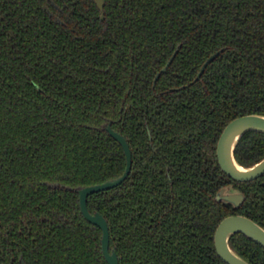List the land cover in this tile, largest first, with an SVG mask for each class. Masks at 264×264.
<instances>
[{
    "label": "trees",
    "instance_id": "16d2710c",
    "mask_svg": "<svg viewBox=\"0 0 264 264\" xmlns=\"http://www.w3.org/2000/svg\"><path fill=\"white\" fill-rule=\"evenodd\" d=\"M104 12L95 0H0V264H108L76 190L126 168L108 123L132 171L88 208L107 219L119 264H226L223 218L264 227V176L236 183L216 155L229 122L264 115V0H105ZM235 155L258 162L264 134L243 135ZM228 183L246 194L239 210L214 199ZM230 246L264 264L243 234Z\"/></svg>",
    "mask_w": 264,
    "mask_h": 264
},
{
    "label": "water",
    "instance_id": "95a60500",
    "mask_svg": "<svg viewBox=\"0 0 264 264\" xmlns=\"http://www.w3.org/2000/svg\"><path fill=\"white\" fill-rule=\"evenodd\" d=\"M95 3L100 10L101 18L104 19L105 0H95ZM180 45L171 55L166 66L159 71L154 79V85L173 62L176 54L180 49ZM224 49L217 50L211 54L200 68V71L195 81L200 80L206 67L213 62ZM106 132L118 141L126 156V168L123 174L117 178L107 180L100 184L80 187L77 190L79 194V204L83 216L92 224L97 225L101 231V247L103 255L108 264H119V258L115 250L110 249V229L107 219L100 212L91 213L88 208L89 195L106 191L122 184L128 177L132 167V152L126 138L118 131L112 128L111 123L104 126ZM249 131H258L264 133V115L262 114H247L235 118L224 128L217 146V155L221 168L231 178L237 181H250L264 174V158L251 166H243L235 157V149L240 138ZM217 200L223 201L238 208L244 202V194L238 191L233 186L228 185L223 187L217 194ZM242 233L249 239L260 244L264 248V227L256 223L254 220L244 215H230L224 218L216 228L214 241L218 255L226 264H251L242 256H240L231 246L230 238L236 234ZM25 264L24 260H21Z\"/></svg>",
    "mask_w": 264,
    "mask_h": 264
},
{
    "label": "flooded vegetation",
    "instance_id": "af4514ba",
    "mask_svg": "<svg viewBox=\"0 0 264 264\" xmlns=\"http://www.w3.org/2000/svg\"><path fill=\"white\" fill-rule=\"evenodd\" d=\"M174 52H175V51H174ZM176 55H177V54H176ZM175 57H176V56H175ZM168 61H169V60H168ZM211 63H212V62H211ZM211 63H210V64H211ZM166 64H167V63H166ZM171 64H172V63H171ZM202 65H203V64H202ZM165 66H166V65H165ZM165 66H164V67H165ZM164 67H163V68H164ZM169 67H170V66H169ZM169 67H168V68H169ZM207 67H208V66H207ZM207 67H206V68H207ZM161 70H162V69H161ZM161 70H160V71H161ZM205 70H206V69H205ZM166 71H167V70H166ZM166 71H165V72H166ZM204 72H205V71H204ZM162 74H163V73H162ZM162 74H161V75H162ZM197 75H198V74H197ZM202 75H203V74H202ZM196 77H197V76H196ZM201 77H202V76H201ZM159 78H160V77H159ZM195 79H196V78H195ZM200 80H201V78H200ZM200 80H198V81H200ZM157 81H158V80H157ZM194 82H196V81L194 80ZM156 83H157V82H156ZM153 86H155L154 83H153ZM184 87H186V86H183L182 88H184ZM254 114H257V113H254ZM246 115H247V114H246ZM262 115H263V114H262ZM233 120H234V119H233ZM229 123H230V122H229ZM226 126H227V125H226ZM226 126H225V127H226ZM223 130H224V129H223ZM222 132H223V131H222ZM249 132H258V131H249ZM247 133H248V132H247ZM258 133H262V132H258ZM221 134H222V133H221ZM221 134H220V136H221ZM245 134H246V133H245ZM245 134H244V135H245ZM263 134H264V133H263ZM220 136H219V138H220ZM241 138H242V137H241ZM241 138H240V139H241ZM126 140H127V139H126ZM218 141H219V139H218ZM239 141H240V140H239ZM238 143H239V142H238ZM129 145H130V144H129ZM217 146H218V142H217ZM237 146H238V144H237ZM237 146H236V148H237ZM130 148H131V147H130ZM131 152H132V150H131ZM235 152H236V149H235ZM124 153H125V152H124ZM216 155H217V147H216ZM125 157H126V156H125ZM235 157H236V155H235ZM263 158H264V157H263ZM263 158H262V159H263ZM236 159H237V158H236ZM262 159H260V160H262ZM217 160H218V155H217ZM260 160H259V161H260ZM259 161H258V162H259ZM238 162H239V161H238ZM256 163H257V162H256ZM218 164H219V160H218ZM254 164H255V163H254ZM254 164H253V165H254ZM132 166H133V153H132ZM219 166H220V164H219ZM243 166H244V165H243ZM220 168H221V166H220ZM221 170L223 171L222 168H221ZM131 171H132V167H131ZM131 171H130V173H131ZM223 172H224V171H223ZM130 173H129V174H130ZM224 174H226V173L224 172ZM226 175H227V174H226ZM128 176H129V175H128ZM227 176H228V175H227ZM263 176H264V174H263L262 176L256 178V179H253V180H257V179H259V178H261V177H263ZM228 177H229V176H228ZM229 178H231V177H229ZM231 179H232L233 181H235L236 183H244V182H250V181H253V180H250V181H237V180H235V179H233V178H231ZM236 183H228V184H226V185H223L222 187H220V189L216 192V194H215V196H214V199H215V201H216L217 203H224V204H226V205H229V206H231V208H232L233 210H235V211H236V210H239V209L243 206V204L245 203V201H246V194H245V192H244L241 188H239V187L236 185ZM228 185L233 186L235 189H237L238 191H241V192L244 194V197H245L244 202H243L242 205H241L240 207H238V208H234L232 205L227 204V203H225V202H223V201H218L217 198H216L218 192H219L223 187L228 186ZM230 215H243V214H239V213H237V214H230ZM230 215H228V216H230ZM228 216H226V217H228ZM244 216H246V215H244ZM226 217H225V218H226ZM247 217H248V216H247ZM248 218H250V217H248ZM223 219H224V218H223ZM223 219H222V220H223ZM250 219H251V218H250ZM222 220H221V221H222ZM252 220H253V219H252ZM221 221H220V222H221ZM254 221H255V220H254ZM255 222H256V221H255ZM256 223H257V222H256ZM258 224H259V223H258ZM218 225H219V224H218ZM259 225H260V224H259ZM261 226H262V225H261ZM262 227H263V226H262ZM215 231H216V230H215ZM237 234H242V233H236V234H234V235H237ZM234 235H233V236H234ZM243 235H244V234H243ZM214 236H215V234H214ZM233 236H232V237H233ZM244 236H245V235H244ZM245 237H247V236H245ZM247 238H248V237H247ZM230 239H231V238H230ZM248 239H249V238H248ZM249 240H251V239H249ZM251 241H253V240H251ZM214 242H215V241H214ZM253 242H255V241H253ZM255 243H256V242H255ZM257 244H258V243H257ZM258 245H260V244H258ZM260 246H261V245H260ZM261 247H262V246H261ZM262 248H263V247H262ZM263 249H264V248H263ZM22 259H23V258H21V260H22ZM23 260H24V259H23ZM24 262H25V261H24ZM21 264H22V262H21ZM25 264H26V263H25Z\"/></svg>",
    "mask_w": 264,
    "mask_h": 264
}]
</instances>
